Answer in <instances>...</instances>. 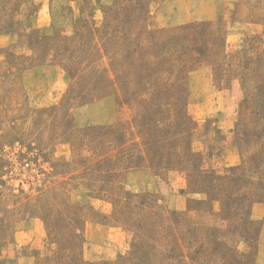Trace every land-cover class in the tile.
Returning <instances> with one entry per match:
<instances>
[{"label":"rangeland","instance_id":"obj_1","mask_svg":"<svg viewBox=\"0 0 264 264\" xmlns=\"http://www.w3.org/2000/svg\"><path fill=\"white\" fill-rule=\"evenodd\" d=\"M0 264H264V0H0Z\"/></svg>","mask_w":264,"mask_h":264},{"label":"built area","instance_id":"obj_2","mask_svg":"<svg viewBox=\"0 0 264 264\" xmlns=\"http://www.w3.org/2000/svg\"><path fill=\"white\" fill-rule=\"evenodd\" d=\"M37 163H41V158L40 156H38V154L32 152L28 158H26L23 162V164H21V167L23 170H32V168L34 166H36ZM15 165V171H17L16 175L19 180V183H24L26 180H25V177L22 176L21 172L18 173V168L19 166L17 164H14Z\"/></svg>","mask_w":264,"mask_h":264},{"label":"crops","instance_id":"obj_3","mask_svg":"<svg viewBox=\"0 0 264 264\" xmlns=\"http://www.w3.org/2000/svg\"><path fill=\"white\" fill-rule=\"evenodd\" d=\"M259 217L257 216V219H258Z\"/></svg>","mask_w":264,"mask_h":264}]
</instances>
